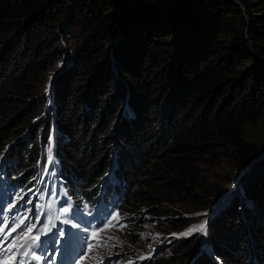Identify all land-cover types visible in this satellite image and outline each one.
I'll return each instance as SVG.
<instances>
[{
	"label": "trees",
	"instance_id": "1",
	"mask_svg": "<svg viewBox=\"0 0 264 264\" xmlns=\"http://www.w3.org/2000/svg\"><path fill=\"white\" fill-rule=\"evenodd\" d=\"M236 1L0 0V190L34 183L48 116L72 209H113L129 240L144 213L170 218L167 204L218 196L203 171L222 151L240 166L256 157L209 219L205 245L180 239L144 264H264V146L242 138L264 114V0ZM68 12L82 42L40 90Z\"/></svg>",
	"mask_w": 264,
	"mask_h": 264
},
{
	"label": "rangeland",
	"instance_id": "2",
	"mask_svg": "<svg viewBox=\"0 0 264 264\" xmlns=\"http://www.w3.org/2000/svg\"><path fill=\"white\" fill-rule=\"evenodd\" d=\"M79 20L72 12L64 15L60 24L63 29L58 28L52 38L53 53L50 57H46L45 64H48V68L42 74L40 90L50 89L52 82H55L64 71L65 63H68L75 49L81 44L83 34ZM244 20L243 12L233 18L234 26L238 31L244 32ZM55 39L59 40V44H55ZM248 49L252 50L250 43H248ZM44 109L34 122L38 132L41 130V122L45 121L49 113V110ZM46 124L48 135L41 143L43 165L34 183L27 188L6 187L4 193L0 190V197H4L0 201V227L5 224L13 227L21 220L24 221L20 228L8 238L9 241L15 238L18 244L23 245L13 251L16 252L18 261L23 260L24 264H29L27 256L24 255L26 247L42 252L45 256V264H128L129 261L133 264H144L148 258H158L169 254L176 241L180 239L190 237L203 246L208 238L209 219L216 218L214 213L220 205L238 194L240 184L248 173V166L256 159L254 157L250 163L240 166L230 154H224L222 151L220 153L222 155H219L220 157L208 166L205 172L203 171L209 189L221 190L218 196L197 203L167 204L172 210L170 218L157 219L144 213L141 215L143 222L139 227H137L138 222L128 227L133 231L135 238V240H129L123 232L126 229L124 220L118 218L112 226L104 227L116 215L111 208H107L103 214H100V211L98 215L87 214L80 209H73L71 213L61 211L64 207L71 209L70 200L59 186L60 181L56 174L57 163L53 157L54 135L50 116ZM242 138L260 148L264 146V114L256 122L244 127ZM196 204L198 205L195 207ZM176 216L186 219V224L178 229L169 230L168 222L174 221ZM253 217L255 219L256 215L254 214ZM203 221H207L206 234L197 231L188 236L173 235V233H183ZM32 224L36 227L31 237H39L35 244L31 238L24 239L27 228ZM45 225H48V231L43 230ZM234 225L237 226L236 223ZM99 229L104 230L98 231ZM60 230H63L64 236L59 235ZM94 231L98 232L96 237L92 235ZM89 244L93 245L91 251L88 249ZM141 256L146 258L140 259Z\"/></svg>",
	"mask_w": 264,
	"mask_h": 264
},
{
	"label": "snow or ice",
	"instance_id": "3",
	"mask_svg": "<svg viewBox=\"0 0 264 264\" xmlns=\"http://www.w3.org/2000/svg\"><path fill=\"white\" fill-rule=\"evenodd\" d=\"M70 208L69 207H64L61 209V211L63 213H69L70 212ZM199 215V214H197ZM206 215V213H205ZM119 218V214L117 213L116 215H114L112 217V219H110L107 224H105V228L112 226L114 224L115 221H117ZM24 223L23 220H21L19 223L15 224L13 227H9L7 224H5L3 227H0V264H24L23 260H19L17 258L16 252L13 251V249H19L21 247H23L22 244H18L16 239L13 238L11 241H9V236H11V234L13 232H15L18 228H20V226ZM206 225H207V221H203L202 223H200L199 225H195L190 227L189 229H187L185 232L183 233H173V235H181V236H188L191 235L193 232H204L206 234ZM121 227H123V225H120ZM36 227L35 224H32L31 226H29L27 228V231L24 234V239L27 240L29 238H31L33 240V243L35 244L38 240L39 237H31V233L33 231V229ZM5 229H7V231H5ZM44 231H48V225L44 226ZM104 229H99L98 231H103ZM98 234L97 231H94L92 233L93 237H96ZM59 235L60 236H64L65 233L63 232V230L59 231ZM3 242H7V243H3ZM117 242L119 243L120 241L117 238ZM93 245L89 244L88 245V249L89 251H91ZM24 255H28L27 252L24 253ZM31 258L34 260H40L42 259L41 256H37L34 252L31 253ZM146 257L141 256L140 259H145ZM128 264H133L132 261H129Z\"/></svg>",
	"mask_w": 264,
	"mask_h": 264
}]
</instances>
